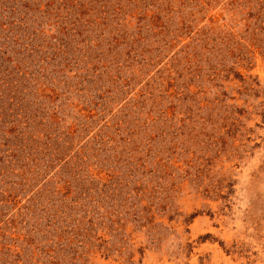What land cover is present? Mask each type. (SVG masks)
Returning a JSON list of instances; mask_svg holds the SVG:
<instances>
[{"label": "rangeland", "instance_id": "374dc122", "mask_svg": "<svg viewBox=\"0 0 264 264\" xmlns=\"http://www.w3.org/2000/svg\"><path fill=\"white\" fill-rule=\"evenodd\" d=\"M0 264H264V0H0Z\"/></svg>", "mask_w": 264, "mask_h": 264}]
</instances>
